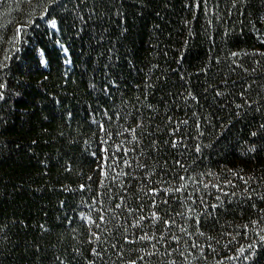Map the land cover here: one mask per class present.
<instances>
[{
  "label": "trees",
  "instance_id": "obj_1",
  "mask_svg": "<svg viewBox=\"0 0 264 264\" xmlns=\"http://www.w3.org/2000/svg\"><path fill=\"white\" fill-rule=\"evenodd\" d=\"M0 264H264V0H0Z\"/></svg>",
  "mask_w": 264,
  "mask_h": 264
}]
</instances>
